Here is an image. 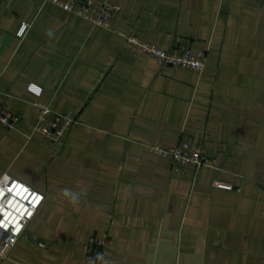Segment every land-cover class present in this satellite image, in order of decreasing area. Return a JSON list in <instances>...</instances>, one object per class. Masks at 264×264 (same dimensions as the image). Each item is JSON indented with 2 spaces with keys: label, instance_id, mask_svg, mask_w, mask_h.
Segmentation results:
<instances>
[{
  "label": "crops",
  "instance_id": "obj_1",
  "mask_svg": "<svg viewBox=\"0 0 264 264\" xmlns=\"http://www.w3.org/2000/svg\"><path fill=\"white\" fill-rule=\"evenodd\" d=\"M111 1L105 29L49 0H0V94L17 116L0 125V178L44 195L0 264H97L93 235L111 240L99 264H264L263 0ZM129 34L203 51L205 68L136 57ZM35 103L73 118L61 143L35 131ZM181 135L199 168L148 149Z\"/></svg>",
  "mask_w": 264,
  "mask_h": 264
},
{
  "label": "built area",
  "instance_id": "obj_2",
  "mask_svg": "<svg viewBox=\"0 0 264 264\" xmlns=\"http://www.w3.org/2000/svg\"><path fill=\"white\" fill-rule=\"evenodd\" d=\"M62 9L74 14L94 26L111 29V19L120 6L111 0H49ZM264 8V0L262 1ZM25 26L19 31L22 36ZM135 56L146 54L156 60L161 67H189L197 71L205 68L206 53L190 49L166 50L147 42L139 35H123ZM29 89L41 93V88L33 84ZM9 96L0 94V125L13 128L17 116L6 107ZM37 115L34 129L47 137L53 144L61 143L74 120L68 115L53 111L49 105L35 103ZM151 153L169 159L180 168L197 169L203 164L202 150L188 136L181 135L177 143L163 147L158 143L148 146ZM44 195L27 184L10 175L0 178V255L6 256L17 243L25 227L32 220L41 204ZM111 240L93 235L85 245V261L99 264Z\"/></svg>",
  "mask_w": 264,
  "mask_h": 264
}]
</instances>
